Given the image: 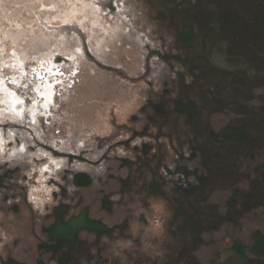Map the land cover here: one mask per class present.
I'll return each instance as SVG.
<instances>
[{
    "label": "flooded vegetation",
    "instance_id": "obj_1",
    "mask_svg": "<svg viewBox=\"0 0 264 264\" xmlns=\"http://www.w3.org/2000/svg\"><path fill=\"white\" fill-rule=\"evenodd\" d=\"M160 4L105 145L0 147V264H264V0Z\"/></svg>",
    "mask_w": 264,
    "mask_h": 264
},
{
    "label": "rangeland",
    "instance_id": "obj_2",
    "mask_svg": "<svg viewBox=\"0 0 264 264\" xmlns=\"http://www.w3.org/2000/svg\"><path fill=\"white\" fill-rule=\"evenodd\" d=\"M160 3L0 0L1 150L17 146L14 159L40 177L47 152L105 145L137 102L128 87Z\"/></svg>",
    "mask_w": 264,
    "mask_h": 264
},
{
    "label": "clouds",
    "instance_id": "obj_3",
    "mask_svg": "<svg viewBox=\"0 0 264 264\" xmlns=\"http://www.w3.org/2000/svg\"><path fill=\"white\" fill-rule=\"evenodd\" d=\"M157 227H160L159 223L157 224ZM105 242H107V237H105Z\"/></svg>",
    "mask_w": 264,
    "mask_h": 264
}]
</instances>
